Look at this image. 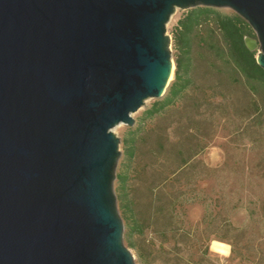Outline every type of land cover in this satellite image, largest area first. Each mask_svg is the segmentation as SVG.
<instances>
[{"label": "water", "instance_id": "1", "mask_svg": "<svg viewBox=\"0 0 264 264\" xmlns=\"http://www.w3.org/2000/svg\"><path fill=\"white\" fill-rule=\"evenodd\" d=\"M230 8L264 69V0H0V264H136L113 128L160 98L176 9Z\"/></svg>", "mask_w": 264, "mask_h": 264}, {"label": "rangeland", "instance_id": "2", "mask_svg": "<svg viewBox=\"0 0 264 264\" xmlns=\"http://www.w3.org/2000/svg\"><path fill=\"white\" fill-rule=\"evenodd\" d=\"M187 10L176 9L166 24L173 73L164 94L132 113V125L112 129L119 138L114 191L123 241L136 264H264V87L253 92L203 43L213 21L186 35V92L146 114L169 94ZM216 39L223 45L218 33ZM119 174L127 177L124 187ZM213 240L230 244V255L213 252Z\"/></svg>", "mask_w": 264, "mask_h": 264}, {"label": "trees", "instance_id": "3", "mask_svg": "<svg viewBox=\"0 0 264 264\" xmlns=\"http://www.w3.org/2000/svg\"><path fill=\"white\" fill-rule=\"evenodd\" d=\"M208 21H213L216 26L208 30V35L203 39V43H209L212 52L224 64L230 66L234 73L243 76L252 87L253 92L257 84L264 87V69L256 63V50H248L244 43L245 36L255 37L250 25L236 13L223 14L213 7L196 6L188 9L184 18L179 21L182 30L178 34L177 42L181 53L175 60L174 80L169 87V94L163 99V102L160 103L157 100L151 105L146 113L149 116H153L165 106L173 104L186 92L191 82L189 78L191 71L190 43L186 35ZM217 33L220 35L223 45L217 42ZM131 140L133 139L131 138ZM127 151L132 157L133 149L129 148ZM117 179L124 183L127 177L119 174ZM123 183L121 184L124 187L125 183Z\"/></svg>", "mask_w": 264, "mask_h": 264}, {"label": "clouds", "instance_id": "4", "mask_svg": "<svg viewBox=\"0 0 264 264\" xmlns=\"http://www.w3.org/2000/svg\"><path fill=\"white\" fill-rule=\"evenodd\" d=\"M211 250L213 252L219 253L221 256L227 257L231 253V245L213 240L211 244Z\"/></svg>", "mask_w": 264, "mask_h": 264}, {"label": "bare ground", "instance_id": "5", "mask_svg": "<svg viewBox=\"0 0 264 264\" xmlns=\"http://www.w3.org/2000/svg\"><path fill=\"white\" fill-rule=\"evenodd\" d=\"M215 241H218V240H215ZM218 242L224 243V242H222V241H218ZM211 244H212V242H211ZM210 248H211V245H210Z\"/></svg>", "mask_w": 264, "mask_h": 264}]
</instances>
